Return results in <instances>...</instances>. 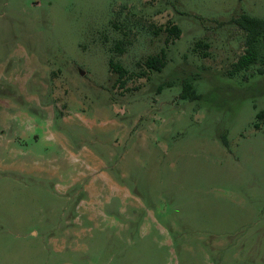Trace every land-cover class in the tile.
Wrapping results in <instances>:
<instances>
[{"label": "rangeland", "instance_id": "rangeland-1", "mask_svg": "<svg viewBox=\"0 0 264 264\" xmlns=\"http://www.w3.org/2000/svg\"><path fill=\"white\" fill-rule=\"evenodd\" d=\"M242 13L264 0H0V264H264Z\"/></svg>", "mask_w": 264, "mask_h": 264}, {"label": "trees", "instance_id": "trees-1", "mask_svg": "<svg viewBox=\"0 0 264 264\" xmlns=\"http://www.w3.org/2000/svg\"><path fill=\"white\" fill-rule=\"evenodd\" d=\"M231 23H234L239 28L246 32V48L245 52L238 57V60L233 63V69L231 73H236L238 71L247 69L249 66L256 64L261 61V67L259 70L264 72V57L260 58V51L258 43L261 39H264V18L252 16L248 13H242L240 16L231 19ZM171 34H174L176 37L181 36V28L174 24L169 29ZM167 64V54L163 49L161 54L150 56L146 60V66L150 69L161 71ZM110 69L120 73L121 77L127 73L126 68L113 60L110 59ZM184 97L188 96V92L191 90L192 97L196 98L198 95L193 90V85L185 80L184 81ZM188 93V94H187ZM257 117L264 120V110L258 112ZM225 143L228 144V140L225 139Z\"/></svg>", "mask_w": 264, "mask_h": 264}]
</instances>
